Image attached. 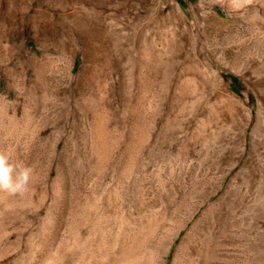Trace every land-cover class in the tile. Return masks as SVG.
I'll list each match as a JSON object with an SVG mask.
<instances>
[{"label": "rangeland", "instance_id": "rangeland-1", "mask_svg": "<svg viewBox=\"0 0 264 264\" xmlns=\"http://www.w3.org/2000/svg\"><path fill=\"white\" fill-rule=\"evenodd\" d=\"M0 264H264V0H0Z\"/></svg>", "mask_w": 264, "mask_h": 264}, {"label": "clouds", "instance_id": "clouds-1", "mask_svg": "<svg viewBox=\"0 0 264 264\" xmlns=\"http://www.w3.org/2000/svg\"><path fill=\"white\" fill-rule=\"evenodd\" d=\"M32 177L31 166L13 162L7 153L0 151V196H23L29 190Z\"/></svg>", "mask_w": 264, "mask_h": 264}]
</instances>
